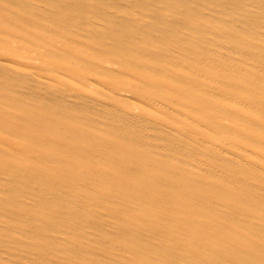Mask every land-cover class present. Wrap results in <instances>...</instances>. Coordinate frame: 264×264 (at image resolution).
I'll list each match as a JSON object with an SVG mask.
<instances>
[{
  "label": "bare ground",
  "instance_id": "6f19581e",
  "mask_svg": "<svg viewBox=\"0 0 264 264\" xmlns=\"http://www.w3.org/2000/svg\"><path fill=\"white\" fill-rule=\"evenodd\" d=\"M0 264H264V0H0Z\"/></svg>",
  "mask_w": 264,
  "mask_h": 264
}]
</instances>
